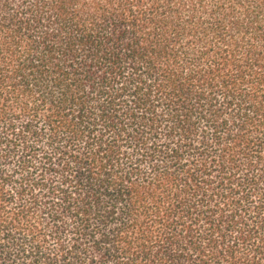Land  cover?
Masks as SVG:
<instances>
[{
    "label": "trees",
    "instance_id": "obj_1",
    "mask_svg": "<svg viewBox=\"0 0 264 264\" xmlns=\"http://www.w3.org/2000/svg\"><path fill=\"white\" fill-rule=\"evenodd\" d=\"M0 264H264V0H0Z\"/></svg>",
    "mask_w": 264,
    "mask_h": 264
}]
</instances>
